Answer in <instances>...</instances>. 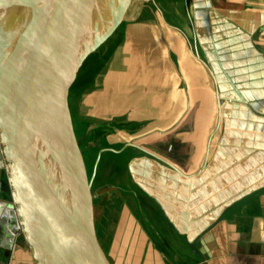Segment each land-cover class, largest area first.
<instances>
[{"label":"crops","instance_id":"1","mask_svg":"<svg viewBox=\"0 0 264 264\" xmlns=\"http://www.w3.org/2000/svg\"><path fill=\"white\" fill-rule=\"evenodd\" d=\"M190 3L196 49L174 51V63L170 51L147 54L154 79L146 92H157L150 101L155 111L143 119L149 135L171 136L177 121L167 129L168 119L182 121L184 104H205L207 113L216 111L206 118L210 124L175 134L190 137V157L183 140L177 145L174 139L164 156L128 142L101 149L97 162L108 151L119 158L117 166L126 160L131 174L123 171L115 190L120 209L134 217L127 224L141 247L137 264H264V0ZM137 55L127 54V69ZM168 104L177 116L168 115ZM135 119L130 115L128 124ZM131 148L145 154L126 155ZM8 164L0 141V213L3 203L15 205ZM9 245L1 238L0 264H37L24 233Z\"/></svg>","mask_w":264,"mask_h":264},{"label":"water","instance_id":"2","mask_svg":"<svg viewBox=\"0 0 264 264\" xmlns=\"http://www.w3.org/2000/svg\"><path fill=\"white\" fill-rule=\"evenodd\" d=\"M110 1L108 16L99 0H0V141L15 203H3L0 240L24 233L37 264H109L70 95L132 0Z\"/></svg>","mask_w":264,"mask_h":264},{"label":"rangeland","instance_id":"3","mask_svg":"<svg viewBox=\"0 0 264 264\" xmlns=\"http://www.w3.org/2000/svg\"><path fill=\"white\" fill-rule=\"evenodd\" d=\"M110 2L99 0V4L94 5L102 7L105 15L110 16ZM194 10L190 0H132L123 23L111 39L87 61L73 86L70 95L72 121L88 176L93 178L96 231L109 264H137L135 259H141V247L138 243L137 246L134 244L136 231L133 228L129 230L130 225L127 224H132L134 217L128 210L120 209V198L115 190L123 171L125 175L131 174L126 160L122 162L121 168L117 166L119 158L111 156L113 153L108 151L103 153V161L97 162L100 150H118L131 142L164 156L165 148L175 139L177 145H181L183 140V154L190 157L192 142L185 143L186 138L189 140L190 137L183 135L175 138V134H186L191 128L207 127L210 121L206 118L216 113L210 108L207 113L205 104L189 108L184 104L182 121H166L167 129L177 121L176 130H168L173 134L166 137L158 133L149 135L151 130L147 128L148 121L143 119L155 111L151 108L150 101L157 92V89L154 94L146 92L149 80L154 79L147 69V54L150 51H170L167 58L174 63L177 60L174 51L196 49L193 34ZM133 51L141 55L133 58L136 60L130 63L133 67L127 69L126 57L127 54L131 56ZM127 77L131 78L134 85L133 93L128 97L123 94ZM167 108L169 116H177L174 105L168 104ZM132 114L138 119H135V124H128ZM161 128H164V124ZM144 154L138 148H131L126 153L137 158Z\"/></svg>","mask_w":264,"mask_h":264},{"label":"bare ground","instance_id":"4","mask_svg":"<svg viewBox=\"0 0 264 264\" xmlns=\"http://www.w3.org/2000/svg\"><path fill=\"white\" fill-rule=\"evenodd\" d=\"M120 5V0H117L116 2H115V6H116V8L118 7ZM51 164H49V171H50V173H53L54 171L52 170L53 169V162H50ZM56 170V169H55ZM54 183V182H53ZM53 185V184H52ZM53 188H54V191H55V193H57V189L55 188V186L53 185ZM58 194V193H57ZM56 194V195H57Z\"/></svg>","mask_w":264,"mask_h":264}]
</instances>
